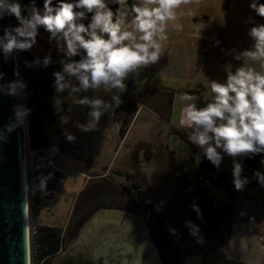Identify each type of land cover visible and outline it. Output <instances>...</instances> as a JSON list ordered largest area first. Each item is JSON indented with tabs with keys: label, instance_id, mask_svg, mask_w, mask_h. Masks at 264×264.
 <instances>
[{
	"label": "rangeland",
	"instance_id": "374dc122",
	"mask_svg": "<svg viewBox=\"0 0 264 264\" xmlns=\"http://www.w3.org/2000/svg\"><path fill=\"white\" fill-rule=\"evenodd\" d=\"M252 2L201 0L198 7L188 4L177 9V19L168 24V39L159 61L141 68L138 75H129L121 104L105 113L94 131L82 132L76 126L77 122H87L90 109L74 105L67 91L58 94L54 89L51 109L55 120L45 127L46 132H57L52 146L29 150L25 144L24 148L28 264H33L30 241L37 225L60 228L65 251V245L99 208L140 217L147 243L153 246L159 264V248L149 235L151 212L174 237L170 246L187 264H194L217 247L224 252L219 264H264V208L259 204L262 189L247 185L234 195L212 185L199 168V162L206 157L188 140L191 129L180 123L182 110L191 103L181 97L186 93L196 95L197 107H205L204 98L211 96L210 81L226 82L227 65H231L233 73L242 66L264 72L259 61L234 59L237 53L251 49L249 29L262 23L250 7ZM189 10L194 15H188ZM49 36L38 32L35 45L38 51L50 54L51 62L60 64L64 55L58 51L56 41L49 42ZM72 59L78 61L80 56ZM85 95L111 102L113 93L90 90L81 92L78 98ZM56 100L61 103L57 105ZM133 107L142 108L140 116L133 115ZM123 127L125 133L120 132ZM24 131L26 143L25 122ZM65 132L73 135L75 142H68ZM238 159L242 163L243 157ZM232 160L223 155L219 168L233 181ZM49 174L46 191H38L37 177ZM90 183L112 187L122 200L132 201L134 206L129 203L127 207L111 204L95 208L75 234L68 236V221L83 201L79 200L80 190ZM139 189L154 211L140 201ZM193 203L201 210L202 219L192 209ZM186 221L199 227L202 243L189 234ZM170 229H175L176 234Z\"/></svg>",
	"mask_w": 264,
	"mask_h": 264
},
{
	"label": "clouds",
	"instance_id": "9594fccd",
	"mask_svg": "<svg viewBox=\"0 0 264 264\" xmlns=\"http://www.w3.org/2000/svg\"><path fill=\"white\" fill-rule=\"evenodd\" d=\"M201 0H73L53 6V0H44L43 10L36 7L35 0L21 5L18 0H0V19L15 16L18 27L4 29L0 36V52L7 59L16 51H30L37 43L38 29L43 27L48 33L49 42L56 41L57 49L63 53L60 61L62 71L54 72L52 87L56 93L68 92L71 102L86 106L87 122H77L82 132L94 131L105 113H111L121 104L120 96L126 91L125 81L130 74H137L141 68L155 64L161 58L163 43L167 41L169 22L177 19V9L182 5L194 4ZM118 4L115 15L109 4ZM250 7L260 17H264V4L256 0ZM121 8L123 9L121 11ZM74 9L78 11H74ZM22 11L27 15H22ZM91 14L90 23L81 21ZM188 15H194L189 10ZM251 21V17H249ZM252 40L251 49H245L234 56L236 60L261 62L264 68V24L249 29ZM80 59L73 60V57ZM48 67L51 56L28 62L26 66ZM226 82L210 81L211 96L205 97L206 106L198 108V96L184 94L182 101H190L182 110L180 123L191 129L188 140L197 146L202 154L219 169L223 155L232 157L233 184L237 191L249 182L242 177V163L238 158H253L264 153V72L252 67H239L233 73L231 65L226 66ZM18 75V73H17ZM4 74L0 73V80ZM26 84L22 80L0 84V93L8 96L24 94ZM113 93L111 102L97 96L87 95L78 98L81 92ZM60 100H56L59 105ZM14 117L4 129L0 130V142H6L7 134L21 126L30 114V109L15 105ZM68 142L75 137L65 132ZM218 149L220 151H218ZM223 154V155H222ZM264 163V161H262ZM254 178L264 186V173L254 172ZM37 190L44 192L51 179L37 177ZM192 209L202 219L199 207L193 203ZM159 210V209H157ZM189 234L203 242L200 229L191 221H186ZM175 235L176 230L170 229Z\"/></svg>",
	"mask_w": 264,
	"mask_h": 264
},
{
	"label": "water",
	"instance_id": "95a60500",
	"mask_svg": "<svg viewBox=\"0 0 264 264\" xmlns=\"http://www.w3.org/2000/svg\"><path fill=\"white\" fill-rule=\"evenodd\" d=\"M0 73L4 74L0 84L18 80L14 53L6 59L0 52ZM15 105H22L21 95L0 93V130L14 117ZM24 143V123L7 134L6 142H0V264L29 262ZM115 239L136 247V260L120 257V264H159L153 246L147 243L140 217L101 208L92 213L76 237L67 243L65 251L53 256L50 264H110L108 255L114 258L115 254L107 244ZM117 245L115 249L121 251ZM111 262L115 264L113 259Z\"/></svg>",
	"mask_w": 264,
	"mask_h": 264
},
{
	"label": "trees",
	"instance_id": "16d2710c",
	"mask_svg": "<svg viewBox=\"0 0 264 264\" xmlns=\"http://www.w3.org/2000/svg\"><path fill=\"white\" fill-rule=\"evenodd\" d=\"M18 2L23 6L31 3V0H18ZM60 2L61 0H53V6H58ZM63 2L70 3L73 2V0H63ZM128 2L131 4L133 0H128ZM256 2L258 5L264 4V0H256ZM35 4L38 9L41 11L43 10L44 0H35ZM109 7L113 10L115 15H117L116 10L118 9V4L110 3ZM74 11L78 10L74 9ZM22 15H27V13L22 11ZM256 16L261 19V24H264V17H260L257 14ZM90 20L91 14H88L85 19L77 22H82L87 26ZM18 26L19 24L15 16H4L3 19H0V36L4 35L5 28ZM38 32L48 33L43 27H40ZM14 55L19 78L26 84L24 94L21 95L22 105L30 109V114L27 115L25 119L27 148L29 150L47 148L52 146L53 140H55L57 134V132H46L45 127L51 126L55 120V113L51 109V100L54 92L52 85L55 80L53 73L60 72V64L59 62H51L48 67H43L42 63L41 65H33L32 67L26 66L25 61L31 62L39 58L42 62L45 56L50 55L46 51H38L36 45H34L30 51H16ZM124 108H126V110L128 109L126 106H124ZM135 109L136 108L133 107L131 111ZM262 161H264V153L257 154L251 159L243 157V172L241 175L242 177L248 178L249 182L246 185L259 187L263 190V196L259 204L264 208V186H261L253 175L256 171L264 173V163H262ZM199 168L208 176L212 185L219 186L229 194H235L237 192L232 180L209 162L207 158L201 159ZM142 201H144L145 207L149 205V208L154 211V209L151 208L150 200L147 199L146 196ZM223 210L227 211L228 208L225 207ZM151 213L152 220L149 224L152 227L149 235L159 248V259L161 264H187L185 260L179 256L178 251H176L177 249L171 248L170 246L174 237L169 233L156 214L153 216V212ZM61 234V229L57 227L47 225H37L35 227V230L32 231L30 241L33 264H35V262L46 264L49 258L59 252L61 249ZM211 251L208 254L201 255L194 264H217L219 259L224 257V252H222L223 250L220 247L212 248Z\"/></svg>",
	"mask_w": 264,
	"mask_h": 264
},
{
	"label": "flooded vegetation",
	"instance_id": "af4514ba",
	"mask_svg": "<svg viewBox=\"0 0 264 264\" xmlns=\"http://www.w3.org/2000/svg\"><path fill=\"white\" fill-rule=\"evenodd\" d=\"M91 184V185H90ZM89 185H84L81 190L79 196V200L82 198L83 201H81L79 204V209L77 213L73 214V216L69 219L68 224H67V231H68V236L71 234H75V231L79 227L80 223L88 216V214L91 212V210L95 208H99L101 206L105 205H116L119 208L121 206L127 207V205H133L131 203L132 201H125L122 200L121 195H118V192H115L112 187H98L96 185H93L90 183ZM139 197L141 198V202L143 203L142 199L145 198V195L143 194L144 192L142 189L138 190ZM123 203V205H121ZM130 203V204H129ZM143 207V205H142ZM140 230V229H139ZM109 244L111 247H113V253L115 254V257L112 258L111 256L108 255L109 257V263L113 264L111 261L112 259L115 261V264H120V260L124 259V257H132L133 260H136L137 258V253L135 251L136 247L133 245L130 246L129 243L125 242L124 244H121L118 240H108ZM111 242V243H110ZM119 244V246L117 245ZM116 245L121 248L120 250L115 249ZM128 248V249H127ZM123 251V253L120 255V253ZM112 253V252H111ZM80 256V255H78ZM122 259H121V258ZM131 263V261H129ZM141 262V260H140Z\"/></svg>",
	"mask_w": 264,
	"mask_h": 264
},
{
	"label": "crops",
	"instance_id": "0c3cea01",
	"mask_svg": "<svg viewBox=\"0 0 264 264\" xmlns=\"http://www.w3.org/2000/svg\"><path fill=\"white\" fill-rule=\"evenodd\" d=\"M173 96H174V94H173ZM173 96L171 97V98H172L171 108H172V103H173ZM171 108H170L169 110H171ZM141 109H142V108H140V109H137V108H136V109L133 111V115H135L136 117L140 116V115H138V113L141 112ZM168 116H169V114H168ZM136 117H135V118H136ZM167 121H168V120H167ZM167 124H168V122H167ZM168 125H169V124H168ZM143 128H144V127H143ZM143 128H142V129H143ZM145 128H146V127H145ZM165 128H168V127L166 126ZM169 128H170V125H169ZM169 128H168V131L170 130ZM124 129H125V128L123 127V128L121 129L120 132L122 133V131H124ZM125 131H126V130H125ZM125 131H124L123 133H125ZM219 169H220V168H219ZM245 186H247V185H245ZM249 186H250V185H249ZM258 188H259V187H258ZM260 189H261V188H260ZM262 191H263V190H262ZM236 193H237V192H236ZM236 193H235V194H236ZM235 194H234V195H235ZM262 196H263V192H262ZM260 201H261V200H260ZM65 246H66V245H65ZM62 248H63V246L61 245V249L59 250L60 253L62 252Z\"/></svg>",
	"mask_w": 264,
	"mask_h": 264
},
{
	"label": "bare ground",
	"instance_id": "6f19581e",
	"mask_svg": "<svg viewBox=\"0 0 264 264\" xmlns=\"http://www.w3.org/2000/svg\"><path fill=\"white\" fill-rule=\"evenodd\" d=\"M25 144H26V143H24V148H25ZM24 151H25V149H24Z\"/></svg>",
	"mask_w": 264,
	"mask_h": 264
},
{
	"label": "built area",
	"instance_id": "2783aa9c",
	"mask_svg": "<svg viewBox=\"0 0 264 264\" xmlns=\"http://www.w3.org/2000/svg\"><path fill=\"white\" fill-rule=\"evenodd\" d=\"M49 164H52V162H51V161H49Z\"/></svg>",
	"mask_w": 264,
	"mask_h": 264
}]
</instances>
